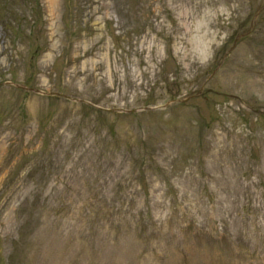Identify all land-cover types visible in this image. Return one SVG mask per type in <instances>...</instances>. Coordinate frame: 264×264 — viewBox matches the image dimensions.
Returning <instances> with one entry per match:
<instances>
[{"label": "rangeland", "instance_id": "rangeland-1", "mask_svg": "<svg viewBox=\"0 0 264 264\" xmlns=\"http://www.w3.org/2000/svg\"><path fill=\"white\" fill-rule=\"evenodd\" d=\"M0 264H264V0H0Z\"/></svg>", "mask_w": 264, "mask_h": 264}, {"label": "trees", "instance_id": "trees-1", "mask_svg": "<svg viewBox=\"0 0 264 264\" xmlns=\"http://www.w3.org/2000/svg\"><path fill=\"white\" fill-rule=\"evenodd\" d=\"M7 2H9V0H6Z\"/></svg>", "mask_w": 264, "mask_h": 264}]
</instances>
